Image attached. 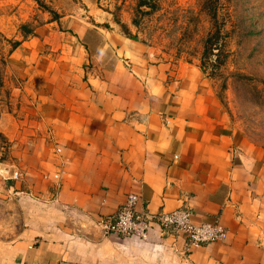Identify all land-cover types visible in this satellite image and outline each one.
Here are the masks:
<instances>
[{
	"label": "crops",
	"instance_id": "crops-1",
	"mask_svg": "<svg viewBox=\"0 0 264 264\" xmlns=\"http://www.w3.org/2000/svg\"><path fill=\"white\" fill-rule=\"evenodd\" d=\"M88 28L10 53L26 62L0 113V264H264V146L195 64ZM129 193L137 211L185 206L226 238L185 258L173 229L102 235L96 220Z\"/></svg>",
	"mask_w": 264,
	"mask_h": 264
},
{
	"label": "rangeland",
	"instance_id": "rangeland-1",
	"mask_svg": "<svg viewBox=\"0 0 264 264\" xmlns=\"http://www.w3.org/2000/svg\"><path fill=\"white\" fill-rule=\"evenodd\" d=\"M215 26L224 63L202 71L204 41ZM86 28L122 32L163 58L195 64L232 125L264 146V0H0V113L23 81L26 60L10 58L14 49H60L62 33ZM87 42L99 44L100 36Z\"/></svg>",
	"mask_w": 264,
	"mask_h": 264
},
{
	"label": "built area",
	"instance_id": "built-area-1",
	"mask_svg": "<svg viewBox=\"0 0 264 264\" xmlns=\"http://www.w3.org/2000/svg\"><path fill=\"white\" fill-rule=\"evenodd\" d=\"M13 176L17 178L18 174ZM137 200L136 193H129L112 216L96 220L104 236L144 240L155 226L162 232L173 229L183 239L180 254L185 258L193 246L221 242L226 238L227 231L219 222L196 223L192 212L185 206L149 214L136 210Z\"/></svg>",
	"mask_w": 264,
	"mask_h": 264
},
{
	"label": "trees",
	"instance_id": "trees-1",
	"mask_svg": "<svg viewBox=\"0 0 264 264\" xmlns=\"http://www.w3.org/2000/svg\"><path fill=\"white\" fill-rule=\"evenodd\" d=\"M219 27H214V32H211L207 35L202 52V60H201V70L204 71L207 66H212L211 72H213V68L219 67L224 63L225 51L222 48V44L219 42ZM216 50V51H215ZM211 56H215V59H211ZM226 56V55H225Z\"/></svg>",
	"mask_w": 264,
	"mask_h": 264
},
{
	"label": "water",
	"instance_id": "water-1",
	"mask_svg": "<svg viewBox=\"0 0 264 264\" xmlns=\"http://www.w3.org/2000/svg\"><path fill=\"white\" fill-rule=\"evenodd\" d=\"M95 224L97 225V223L95 222ZM98 226V225H97ZM100 231H101V233H102V230L100 229ZM102 235H103V233H102Z\"/></svg>",
	"mask_w": 264,
	"mask_h": 264
}]
</instances>
